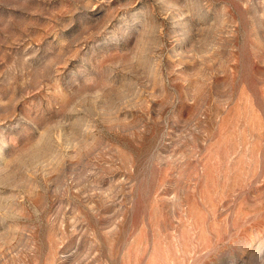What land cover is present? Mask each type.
<instances>
[{"label": "rangeland", "instance_id": "rangeland-1", "mask_svg": "<svg viewBox=\"0 0 264 264\" xmlns=\"http://www.w3.org/2000/svg\"><path fill=\"white\" fill-rule=\"evenodd\" d=\"M0 264H264V0H0Z\"/></svg>", "mask_w": 264, "mask_h": 264}]
</instances>
